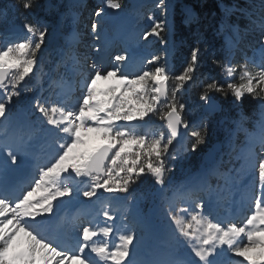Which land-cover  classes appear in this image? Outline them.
<instances>
[{"label": "snow or ice", "instance_id": "obj_1", "mask_svg": "<svg viewBox=\"0 0 264 264\" xmlns=\"http://www.w3.org/2000/svg\"><path fill=\"white\" fill-rule=\"evenodd\" d=\"M37 6L13 5L25 13ZM155 7L165 18L150 14L149 27L137 32L121 23L123 0H101L90 22L94 55L80 50L74 31L52 74H44L47 89L36 73L48 26L25 16L23 37L0 45V264H264V0L221 5L217 34L225 43L209 56L216 75L200 71L199 33L173 72L169 5L158 0ZM185 22L199 20L189 11ZM106 23L116 24L114 36ZM151 38L159 53L136 67L130 46ZM114 41L125 47L108 53ZM34 78L38 89L29 86ZM197 84L209 111L217 108L216 93L237 107L251 97L258 109L239 111L199 170L173 187L169 160L177 158L181 128L189 127L183 95ZM24 93L33 97L21 108ZM154 116L160 128L150 127ZM189 134L195 152L208 126L201 120ZM33 162L30 189L12 186L8 177ZM145 176L159 187L137 195ZM73 202L76 210L60 215ZM244 202L250 214L242 223L215 218V207Z\"/></svg>", "mask_w": 264, "mask_h": 264}, {"label": "rangeland", "instance_id": "obj_2", "mask_svg": "<svg viewBox=\"0 0 264 264\" xmlns=\"http://www.w3.org/2000/svg\"><path fill=\"white\" fill-rule=\"evenodd\" d=\"M97 1L98 2L96 3V5H94L92 0H40V1L36 0V4L38 5L36 8H38V11L34 12L35 10L32 9L30 12L25 13L23 9L17 10L16 8L13 7L14 4L19 3V0H14L11 3L5 2L4 0H0V45H3L8 40H11V38L14 35H16L14 36L15 37L14 40L23 37L24 30L22 27V22L24 21L25 16H27L28 20H32V21L39 19L42 23L48 26L50 34L46 37L44 45L42 46V51L38 54L40 59V65L38 67L42 71H37L36 73V76L40 77V83L42 84L44 82L43 76L47 77V75H44L43 72L46 70V68L55 65L54 60H57L58 58L57 57L58 51L65 47V45L67 44V40L68 41L71 40V38L69 39V36L72 37L74 31L72 33H70V31L72 30L79 31L81 33V36H85L86 33L90 32V22L92 19H95L93 12L95 8L98 7L101 3V0H97ZM157 2L158 0H123L124 9L122 12H120V16L130 21V25H129L131 27L130 30H134V31L136 30L138 32L142 31L141 30L143 29L142 25H148L147 27H149L151 23L147 19L148 15L151 14L159 17L160 19L165 18L164 15L160 12V10L155 7V4ZM256 2L258 3L259 0H256ZM166 3L169 5V12H170V15H168L167 19L171 22L172 30H173V40L176 42V47H177V45L180 42V38H178L176 32L174 31L173 25H174L175 13L183 14L186 16L187 13L190 11L195 17L197 15L195 13V10L193 9L194 8V6H192L193 4H191L190 2H185L183 0H166ZM247 3L248 0L245 1V5ZM221 5H226V4L220 3L219 4L220 10H221ZM145 10H147L146 13ZM78 11L82 15V17L76 19L74 22L72 18L77 17ZM237 14L239 15V13ZM233 19L236 18L233 17ZM109 24L111 25H108V23L105 24V28L107 29L106 31L110 36H114L116 30L113 28V23H109ZM15 26L20 27V32H16L17 34L14 33L11 35L9 33V30ZM217 27L219 28L218 24ZM241 27H243V25ZM67 36L68 39L66 38ZM215 36H216L215 38L217 39L216 43L211 44L209 46H203L205 49L204 58L205 55L209 54L208 56H210L213 52L219 53L220 50L222 49V46L225 43V36L223 34H217V31L215 32ZM151 39H152L151 43L145 44L144 42H140V44H133L130 47L131 49L134 50V52H138L140 48L146 49V51L149 54L147 56L150 58V54L159 53L160 51V45L157 42H155V38H151ZM58 44H60L61 46H58ZM89 44H90L89 42H86V46H89ZM112 46L116 47L115 52L120 47V50H118L117 53L120 52L125 47L124 45L122 46L120 42L118 43V41H114L110 46V48ZM136 46L139 48V50H135L138 49ZM82 48L84 49L85 47ZM174 51L175 49L172 51V54L169 58V64L171 65L170 68H172L173 72L178 73L182 69L184 62L188 57L189 53L185 54L184 57H182L181 62L178 65V67H180V70L178 69V71H175L176 68L173 65L175 61ZM86 52H88L89 55H93L91 50H89V48L86 50ZM249 55H251V53H249ZM135 57L136 55H134V58ZM204 61H206L205 64H208L210 62L209 57L205 58ZM201 68L203 70V63L201 65ZM100 84L102 88L106 86V82L101 81ZM29 86L32 87L37 86V88L39 87L37 85V81L35 78L30 81ZM192 86H190L183 95V102L186 105L183 115H184V119L188 121L189 124L188 128L191 127L188 130L187 138L185 141L191 145L193 141L190 140L189 133L196 125H198L201 122V120H203L207 124L208 134L206 136L205 143L200 145L196 150L195 152L196 156H194L193 153L188 155L187 151L183 155L181 154L177 155L178 153L177 148L172 149L173 154L176 155L177 158L175 160H169V166L172 167L171 172L168 174L169 180H174L180 175L179 165L182 163L184 164V162L187 160L190 161L192 166L197 167L198 164L202 162L203 160L202 157L205 151L213 148L215 143L219 145L222 141L225 140V137L227 135V130L231 127V123H230L231 119L234 118L239 111H241L240 109H237V107H235L236 103L233 101V98L231 96L225 98L224 96H221L216 93L214 94V99L217 100L218 98V100L222 102L221 103L222 107L219 109V111L215 113L203 114L202 108L204 106V102L201 101L200 99H194V97H192L191 94ZM37 93L38 90L35 92V94L37 95ZM32 97H33V93H24L23 99L20 102V107L22 108L25 105H27L28 102L32 99ZM227 99L228 101L226 102L225 100ZM246 99H251V97H248ZM14 111L18 114L19 109H16ZM153 120L157 121L156 123L162 122L159 121L158 117L154 116L150 123V127L156 129L162 126V124H158L157 126L153 122ZM182 147L183 146L181 145L179 149L181 150ZM146 182L152 185V187L147 186L150 188L142 189V185L145 184V181L142 178L141 182H139L138 185L136 186L137 195L143 192L153 191L157 189L158 186L154 185L153 180H148Z\"/></svg>", "mask_w": 264, "mask_h": 264}, {"label": "trees", "instance_id": "obj_3", "mask_svg": "<svg viewBox=\"0 0 264 264\" xmlns=\"http://www.w3.org/2000/svg\"><path fill=\"white\" fill-rule=\"evenodd\" d=\"M6 1V0H5ZM40 1V0H39ZM185 2H190L193 4L198 11V20L199 23H185L181 16H177L176 20V27L178 32L180 33V36L185 40L183 44H180L178 46V54L180 57H182L183 54H186L189 50V45L193 42V36L196 33H199L200 38L205 41L204 45L208 44H214L216 43L215 38V31L218 29L217 22L222 15L219 3L222 2L226 4L227 6L237 5L239 7H245V1L246 0H183ZM40 4V2H39ZM34 12L38 11V8H34ZM239 17V15H237ZM235 17V18H237ZM239 19H241L239 17ZM209 56L206 55V58ZM175 64H179L178 60L175 61ZM207 67V65H206ZM210 68L212 69L213 73H217L218 69H216L211 63ZM195 90V89H194ZM196 95L200 96L201 88L198 87ZM219 94V93H217ZM221 95V94H219ZM222 96V95H221ZM228 101V99L226 100ZM242 104L244 105V108L248 111V113L252 112L255 108V105L253 101L250 99H245Z\"/></svg>", "mask_w": 264, "mask_h": 264}, {"label": "bare ground", "instance_id": "obj_4", "mask_svg": "<svg viewBox=\"0 0 264 264\" xmlns=\"http://www.w3.org/2000/svg\"><path fill=\"white\" fill-rule=\"evenodd\" d=\"M121 18H122L121 23H123L124 26H125L126 28L130 29V28H131V27L129 26V25H130V21L127 20V19H124L123 17H121ZM113 28L116 30V24H113ZM70 38H71V36H69V39H70ZM118 43H119V41H118ZM122 46H123V44H122ZM132 50H133V49H132ZM135 50H139V49H135ZM107 52H108V53H117V52H115V49H114L113 52H111V51H110V47L107 49ZM136 53H137V52H135V55H136ZM133 59H134V57H133ZM101 84H103V83H101ZM101 84H100V85H101ZM183 142H184V141H183ZM30 166H31V165H28V166H26L25 168H23L22 170H18V171H16V172L12 173V174L8 177V181H9V183H10L12 186H14V187H19V186H21L22 184H21L19 181L23 178V176H24L25 174H27V173L29 172V170H30ZM35 195H36L37 197H39V196L44 195V193H43L42 191H38V192L35 193ZM240 199H241V196H238V199H237V200H240ZM75 204H76V202H73V203H69V204H66L65 206H63V207L59 210L60 215H63L64 211H66L67 209L74 207ZM241 204H242V203H238V204L232 205L233 211H231V215H232V218H234L235 220H236V214H235V213L238 211V208H239V206H240ZM74 211H75V210H74ZM74 211L68 212V214L73 213ZM242 222H243V221H242ZM239 258H240V257H239ZM246 263H247V262H246Z\"/></svg>", "mask_w": 264, "mask_h": 264}, {"label": "water", "instance_id": "obj_5", "mask_svg": "<svg viewBox=\"0 0 264 264\" xmlns=\"http://www.w3.org/2000/svg\"><path fill=\"white\" fill-rule=\"evenodd\" d=\"M18 29H19V27H13L12 29H10V31H16V30H18ZM215 104L217 105L216 110H218V109L220 108V105L217 104L216 102H215ZM204 110L209 111V110L207 109V106H206V105L204 106ZM216 110H214V111H216ZM186 133H187V129H183V128H181V135L177 137V140L174 142V146L177 145L178 143H180L181 141H183L184 137L186 136ZM215 147H217V143L214 144V148H215ZM214 148L207 150V152L205 153V158L208 156V154H209Z\"/></svg>", "mask_w": 264, "mask_h": 264}]
</instances>
